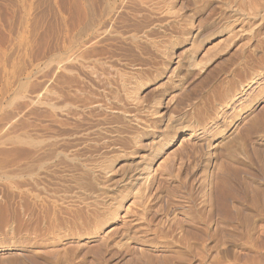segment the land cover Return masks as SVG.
Instances as JSON below:
<instances>
[{"label": "rangeland", "instance_id": "1", "mask_svg": "<svg viewBox=\"0 0 264 264\" xmlns=\"http://www.w3.org/2000/svg\"><path fill=\"white\" fill-rule=\"evenodd\" d=\"M212 1L202 4L198 21L224 32L200 44L202 60H197L204 58L207 70L189 76L184 87L200 108H208L207 96L241 91L221 110L219 122L207 128L213 149L201 134L189 140L179 135L166 152L175 178L157 179L159 191L153 188L148 210L127 201L129 222L111 225L116 232L77 239L64 233L47 236L46 213L32 199V92L48 90L54 63L56 84L62 82L58 63L76 54L80 1L0 0V264H264V0ZM231 26L240 38L225 39ZM247 34L258 41H249ZM191 41L166 47L177 57L169 72L192 51ZM161 90L142 94L143 113ZM46 118L44 110L37 111L36 120ZM112 150L110 155L117 151ZM131 161L115 165L114 182H119L111 194L116 200H106L109 212L131 188L120 184L121 178L141 168L139 158Z\"/></svg>", "mask_w": 264, "mask_h": 264}, {"label": "bare ground", "instance_id": "2", "mask_svg": "<svg viewBox=\"0 0 264 264\" xmlns=\"http://www.w3.org/2000/svg\"><path fill=\"white\" fill-rule=\"evenodd\" d=\"M79 1L81 23L74 46L77 51L64 59L65 63H58L63 72L62 82L56 84L59 79L53 71L54 63L49 71L48 90L44 95L39 91L32 92V199L46 213L47 236L64 233L77 239L111 234L114 230H109L111 225L117 221L129 222V208H125L127 201L138 202L142 210L147 211L153 188L159 191L155 186L158 185L157 179L175 178L176 172L170 165L171 155L166 152L177 142L179 135L187 134L189 140L201 134L200 139L204 138L207 148L213 149L207 128L218 123L221 110L241 94L235 90L222 95L218 93L220 96L212 98L210 94L207 96L208 108H200L192 103L195 95L190 90L188 94L185 92L186 79L200 76L207 70L204 58L203 64L198 57L200 44L224 32L218 27L216 30L209 27L211 31L208 25L198 21L205 0ZM237 1L242 2L232 0ZM235 23L233 21L232 25ZM233 29L231 26L226 30L225 39H236ZM251 35L248 40L257 42L258 38L253 39ZM190 41L188 45L192 51L185 58H179L177 67L169 72V65L177 57L166 47ZM150 88L162 90L154 93L152 102L143 113L142 94ZM38 110L47 113L46 122L35 119ZM17 142L20 145L25 141ZM112 149L117 151L110 155ZM136 158H139L141 168L129 171L124 178L121 176L120 184L131 188L118 196L120 198L112 205L110 213L105 207L109 199L116 200L111 194L119 182H114L118 174L115 165Z\"/></svg>", "mask_w": 264, "mask_h": 264}]
</instances>
